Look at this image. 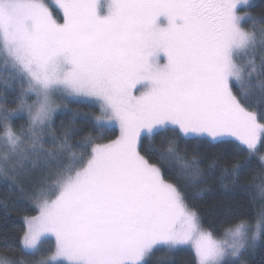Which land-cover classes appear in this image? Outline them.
<instances>
[{"label": "snow or ice", "instance_id": "1", "mask_svg": "<svg viewBox=\"0 0 264 264\" xmlns=\"http://www.w3.org/2000/svg\"><path fill=\"white\" fill-rule=\"evenodd\" d=\"M54 2L62 15L45 0H0V57L19 84L16 106L0 103V177L55 169L39 178L37 214L0 264H148L186 246L197 264H246L264 240V206L254 222L205 228L151 159L181 160L191 186L202 158L185 160L178 142L224 145L243 154L222 169L240 185L264 147V13L241 15L250 0ZM56 97L98 105L93 131L75 142L74 126L57 134ZM113 122L119 136L97 142Z\"/></svg>", "mask_w": 264, "mask_h": 264}, {"label": "trees", "instance_id": "2", "mask_svg": "<svg viewBox=\"0 0 264 264\" xmlns=\"http://www.w3.org/2000/svg\"><path fill=\"white\" fill-rule=\"evenodd\" d=\"M251 2L256 6L251 9L241 7V13L251 11L256 16L264 13V0H252ZM52 11L56 15H61L56 9ZM250 26V22L245 24V27ZM256 62L260 63L259 52L256 55ZM18 91V82L8 78V74L4 71L3 58L0 57V103L6 99L10 108L15 107L13 101ZM34 99V96L29 98V102ZM60 101L62 109L53 116V127L57 134L63 130L62 126H74L79 129L77 136L73 138L75 142L80 136L93 131L91 120L93 116L100 114L98 105L78 97L62 98ZM22 123H24L22 117L14 120L17 127ZM107 127L108 130L103 138L97 142L107 143L118 136L117 127ZM159 140L160 138L157 137V142ZM144 143L147 145L148 141L145 140ZM178 143L185 160L193 155L202 158L199 167L203 171V176L199 182L190 186L189 178L181 170L183 169L181 160L157 161L153 157L151 162L157 163L165 179L175 184L185 195L189 207L200 216L202 225L205 228L214 227L226 217L235 218L239 215L247 216L254 222L256 213L264 206V195L260 191L261 186H264L262 179L264 168L260 166V160L255 157L252 166L241 174L240 185L233 186L222 169L231 167L243 158V154L236 156L232 152L225 153L224 145L220 144L209 143L197 146L196 141L187 143L179 141ZM166 146L165 141L163 147ZM261 149L264 151V147ZM49 172L54 174L55 171L50 168ZM36 173L38 175L39 172ZM19 183L20 186L17 187L18 185H13L8 179L0 177V253L4 251L5 242L19 246L20 237L26 228L25 218L37 213L35 203L30 200L31 195L39 187L35 186V179H26L23 184ZM244 259L246 264H264V240L259 241L257 247L246 254ZM148 264H197V260L194 251L183 247L172 255L166 254L163 250L157 251Z\"/></svg>", "mask_w": 264, "mask_h": 264}, {"label": "rangeland", "instance_id": "3", "mask_svg": "<svg viewBox=\"0 0 264 264\" xmlns=\"http://www.w3.org/2000/svg\"><path fill=\"white\" fill-rule=\"evenodd\" d=\"M252 0H250V3H252L251 2ZM47 3H49V5H50V7H51V9H56L59 13H60V11H59V9L56 7V5H55V2H54V0H49V2H47ZM241 7H244L243 5L241 6ZM61 14H62V12H61ZM241 15H244L243 13H241ZM1 58H3V57H1ZM78 98H82V97H78ZM62 98L61 97H56L55 98V100H56V103L59 105V108L57 109V112L59 111V110H61L62 109V106H61V104H60V100H61ZM83 99H85V98H83ZM29 102V101H28ZM29 103H31V102H29ZM55 115V114H54ZM53 115V116H54ZM108 126H111V127H117V130H118V136H119V134H120V132H119V126H118V124H116V123H112V124H110V125H108ZM116 139V138H115ZM262 147H260V149H259V151L256 153V156L255 157H257L259 160H260V157L261 156H264V151H262V149H261ZM54 171H55V169L54 168H52ZM49 170H50V168L49 169H45L44 171H38L39 173H38V175H37V173L35 172L34 174L33 173H31V172H25V173H22V174H19V175H17V176H15V177H8V178H4V177H1L2 179H8V181L10 182V183H12L13 185H15V186H17V187H19L20 186V183L19 182H21L22 184H23V182L27 179V180H31V179H35V186L37 185V186H39V184H40V180H39V178L41 177V176H53L54 177V174L52 173V172H49ZM182 171H183V169H181ZM33 174V175H32ZM26 178V179H25ZM262 179H263V184H264V174H263V176H262ZM39 188V187H38ZM37 190V189H36ZM35 190V191H36ZM30 200H32V199H30ZM35 207V209H36V206H34ZM37 211V210H36ZM37 214V213H36ZM35 214V215H36ZM34 216V215H33ZM31 217V216H30ZM42 247L45 249V250H50V249H54V247H55V238L53 237V236H49V237H47L45 240H44V242H43V245H42ZM186 248H190V247H188V246H186ZM191 249V248H190ZM192 250V249H191ZM193 251V250H192ZM57 264H59V262H57Z\"/></svg>", "mask_w": 264, "mask_h": 264}]
</instances>
